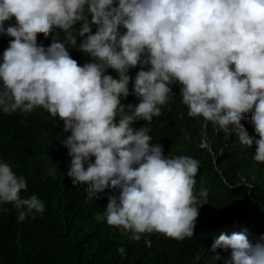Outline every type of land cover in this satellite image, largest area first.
Wrapping results in <instances>:
<instances>
[{"label":"clouds","instance_id":"9594fccd","mask_svg":"<svg viewBox=\"0 0 264 264\" xmlns=\"http://www.w3.org/2000/svg\"><path fill=\"white\" fill-rule=\"evenodd\" d=\"M72 48L91 62L81 66ZM0 61V112L36 109L59 128L73 186L86 185L89 200L116 192L95 218L134 241L155 233L198 245L208 195L196 192L199 161L165 156L144 126L174 96L190 118L255 145L253 160L264 164V0H0ZM249 115L255 136L242 124ZM209 146L204 137L200 148ZM26 189V178L0 160V212L12 205L20 222L42 214L41 199L21 196ZM203 257L264 264V235L224 215Z\"/></svg>","mask_w":264,"mask_h":264},{"label":"trees","instance_id":"16d2710c","mask_svg":"<svg viewBox=\"0 0 264 264\" xmlns=\"http://www.w3.org/2000/svg\"><path fill=\"white\" fill-rule=\"evenodd\" d=\"M69 51L81 66L91 62L77 48ZM139 70L130 69L129 75L134 79ZM137 102L135 97L133 104ZM187 112L174 96L165 113L153 117L150 124L145 121L144 126L151 128L153 142L162 145L165 156L187 155L199 161L196 192L207 189L208 195L201 199L194 229L201 223L198 245L190 247L181 243L184 239H168L155 233L134 241L121 229L97 221L107 192L108 196L117 193L107 189L89 200L86 185L73 186L66 174L71 158L61 144L65 136L39 110L10 115L0 112V160L26 178L27 189L21 196L36 195L45 205L42 214L34 213L35 219L29 216L23 222L18 221L12 205L3 206L6 211L0 212V264H214L206 262L205 257L200 259L201 251L214 239V222L224 215L252 226L259 237L264 235V164L253 160L255 145H241L234 133L229 137L218 132V126L209 121L205 125L206 120L190 118ZM249 120L250 115L242 124L250 136H255ZM204 137L210 146L200 148ZM49 168L55 171L50 174ZM121 247L125 249L123 256L117 252Z\"/></svg>","mask_w":264,"mask_h":264}]
</instances>
